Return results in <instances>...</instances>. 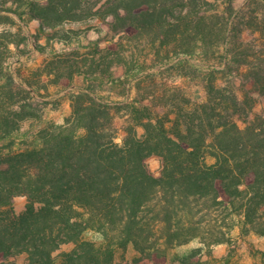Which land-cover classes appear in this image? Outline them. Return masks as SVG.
Segmentation results:
<instances>
[{"label":"trees","instance_id":"16d2710c","mask_svg":"<svg viewBox=\"0 0 264 264\" xmlns=\"http://www.w3.org/2000/svg\"><path fill=\"white\" fill-rule=\"evenodd\" d=\"M173 1L106 0L103 6L114 33L135 28L169 43L192 39L200 50H222L225 59L202 79L204 94L194 101L177 91L171 103H129L122 143L116 140L118 106L82 87L72 95L65 123H50L18 146L21 122L34 113L26 111L23 83L8 65L0 85V264H19L15 256L22 253L23 264H114L118 248L132 243L146 249L153 232L148 227H174V214L193 213V203L203 198L238 207L264 234V113L250 118L253 94L264 95V56L239 50L248 24L261 31L264 48V0L249 23L232 16L236 8L228 0L224 12L233 19L218 29L205 13L195 15L197 0H188L173 19ZM26 3L44 26L82 18L81 0ZM153 154L162 158L160 176L147 165ZM159 192L163 203L148 218ZM17 195L28 197L19 214L13 209ZM90 230L102 239L85 237ZM66 243L75 246L56 254Z\"/></svg>","mask_w":264,"mask_h":264},{"label":"rangeland","instance_id":"374dc122","mask_svg":"<svg viewBox=\"0 0 264 264\" xmlns=\"http://www.w3.org/2000/svg\"><path fill=\"white\" fill-rule=\"evenodd\" d=\"M26 1L0 0V85L5 83L10 65L17 80L23 83L25 109L34 113L21 122L18 146L34 141L36 133L50 123H65L73 112L72 95L82 87L94 97L118 106L116 140L122 143L129 103L144 99L145 103L167 104L174 101L173 93L177 91L194 101L204 94L202 79L225 59L222 50H200L192 39L169 43L155 32L135 28L114 33L110 28L113 18L105 16L106 0H81L77 11L82 18L66 20L56 27L44 26L39 18L32 17ZM262 1L233 0L236 11L232 16L249 23L251 14L261 11ZM173 2L171 15L175 19L189 1ZM196 3L195 15L201 18L205 13L207 23L217 29L233 19L224 12L228 0ZM248 25L239 50L264 56L263 34L255 30V25ZM8 39L11 42L6 45ZM253 98L251 119L264 113V95L255 93ZM138 133L142 135L144 128L139 127ZM147 165L155 176L161 175L160 156H149ZM162 194H157L146 212L148 218L160 209ZM27 203L26 195L15 196V213H22ZM193 207V213L174 214V227H166L168 222L148 227L153 232L146 249H138L132 243L118 248L114 264H264V234L258 232L261 227L246 223L238 207L216 205L210 198L198 200ZM259 222L264 223V216ZM179 224L185 227H177ZM85 237L102 239L94 230L86 232ZM74 246L63 244L56 254ZM26 257L22 253L15 259L23 264Z\"/></svg>","mask_w":264,"mask_h":264}]
</instances>
